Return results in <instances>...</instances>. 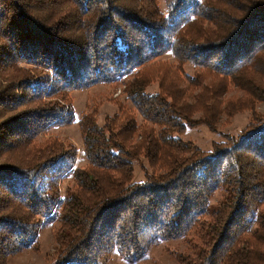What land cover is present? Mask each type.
<instances>
[{"label": "trees", "instance_id": "trees-1", "mask_svg": "<svg viewBox=\"0 0 264 264\" xmlns=\"http://www.w3.org/2000/svg\"><path fill=\"white\" fill-rule=\"evenodd\" d=\"M0 39V156L20 160L0 164V186L8 190L5 200L0 196V264L35 246L45 218V225L60 221L54 230H67L52 264H99L114 251L138 259L153 237L178 239L210 215L205 236L210 242L209 231L216 241L198 264H264V120L204 153L177 135L193 112L182 96L133 88L131 103L158 125L157 135L146 129L131 142L133 125L100 126L84 116V169L75 151L41 138L75 121L56 101L68 100L65 91L113 81L166 53L220 81L244 79L264 100L247 74L264 75V0H0ZM12 79L11 88L4 82ZM212 95L203 111L210 127ZM33 143L38 153L31 154ZM141 157L151 172L133 186ZM60 177H73L77 190L55 199L49 189ZM224 180L227 199L236 201L211 211V194Z\"/></svg>", "mask_w": 264, "mask_h": 264}, {"label": "rangeland", "instance_id": "rangeland-1", "mask_svg": "<svg viewBox=\"0 0 264 264\" xmlns=\"http://www.w3.org/2000/svg\"><path fill=\"white\" fill-rule=\"evenodd\" d=\"M132 3V0H130ZM138 11V10H137ZM134 30V29H133ZM0 39V46H3ZM138 45H141L138 44ZM263 58L258 55L254 59V63L259 65ZM22 67L23 66H19ZM4 73L8 74L11 70L6 68ZM35 74V71H31ZM248 70V75L253 77L251 86H258L264 89V75L257 74ZM13 72L9 73V77H13ZM220 75L215 74L210 69L198 67L173 54H163L146 62L143 65L137 66L132 72L123 75L122 77L110 82H97L91 86L79 90L65 91L67 101L56 97L45 98V100L59 101L61 105L69 106L75 115V121L72 124L65 125L49 134L42 135L43 140L50 141L57 140L62 144L64 150L70 149L76 153V166L84 169L87 167V160L85 158V146L83 143V129L78 126V120H83L84 116L89 117L100 126H104L107 122L113 121L114 124L120 125L122 122L123 128L133 125L136 132L132 135L131 142L139 139V133H145L146 129L151 131L154 129V135L158 133V125L155 123H148L144 121L143 115L131 103V91L133 88L137 91L143 90L148 93H159L164 95L166 93L173 94V91L178 95L177 99L180 101V96L190 104H184L193 109L192 115L189 114L191 124L181 130L179 137L183 142H189L191 146L198 147L204 153L212 146L223 148L229 143L227 136L236 137L239 133L247 131L249 128L257 126L264 120V100L260 101L256 98L255 90L247 89V83L244 79L238 80V85H234L230 79L226 78L223 81L219 80ZM16 79H12L5 84H10L11 88L17 84ZM254 86V87H255ZM134 90V91H135ZM17 93V92H16ZM21 94V91L18 92ZM17 93V95H18ZM213 93L216 112L215 119L212 120L210 126L205 124L204 111L206 102L210 103L209 95ZM54 105V103H52ZM212 106V105H211ZM31 107V106H27ZM20 109L12 110L13 116L20 112ZM10 115V114H9ZM111 122V123H113ZM110 123V125H111ZM153 126V127H152ZM11 133V132H10ZM138 135V136H137ZM11 136V135H10ZM8 141H16L17 135L12 133ZM137 137V138H136ZM55 139V140H51ZM35 144L37 142H34ZM31 144V154L38 153L37 146ZM39 146V144H38ZM14 153H6L0 156V164L16 165L20 164L19 159H14ZM143 165V166H142ZM132 174V185L142 183L145 178V170L148 168L144 158L141 157V162L135 164ZM88 169V168H87ZM147 171V170H146ZM151 172V169L147 171ZM32 179L34 176L31 175ZM35 181V180H33ZM224 180L221 185L211 194L209 200V209L214 211L222 204L228 205L229 202L234 205L236 198L232 201L227 199V192L229 190V183ZM52 187L49 193L55 198H62L68 193H74L77 190L75 180L72 178H59L52 181ZM2 184V183H0ZM137 188V187H136ZM130 191H133L132 189ZM7 186H0V196L5 200L8 197ZM253 198V197H251ZM257 202H252L255 204ZM231 206V207H232ZM231 210V208H230ZM229 210V213H230ZM32 215L31 220H35ZM211 221L210 217L201 216L200 221L194 224L188 233H185L178 239L162 240L153 237V243L148 247L144 246L143 254L140 258L132 259L131 261L125 257L121 252L114 251L99 259V264H198L197 257L203 253L206 256L211 251L215 240L212 239L211 233L208 231L210 242L207 241V222ZM46 218L41 220L40 228L38 230L39 240L34 247H28L19 254L10 256L5 264H52L53 260L61 246V236L67 235V230L61 232L54 229L60 228L57 221L53 223L44 224ZM61 224V223H60ZM59 232V233H58ZM144 245V244H143ZM205 256V257H206ZM262 263V262H260Z\"/></svg>", "mask_w": 264, "mask_h": 264}]
</instances>
